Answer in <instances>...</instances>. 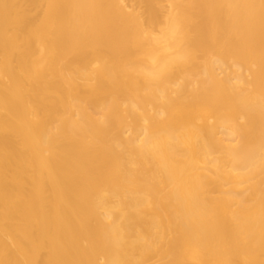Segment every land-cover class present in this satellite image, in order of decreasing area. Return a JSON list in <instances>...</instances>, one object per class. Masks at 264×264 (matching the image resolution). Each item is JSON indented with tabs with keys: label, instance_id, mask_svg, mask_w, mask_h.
I'll return each instance as SVG.
<instances>
[{
	"label": "bare ground",
	"instance_id": "6f19581e",
	"mask_svg": "<svg viewBox=\"0 0 264 264\" xmlns=\"http://www.w3.org/2000/svg\"><path fill=\"white\" fill-rule=\"evenodd\" d=\"M0 264H264V0H0Z\"/></svg>",
	"mask_w": 264,
	"mask_h": 264
}]
</instances>
